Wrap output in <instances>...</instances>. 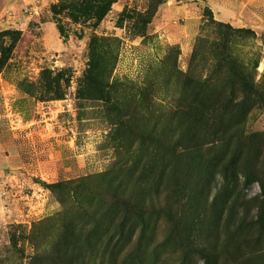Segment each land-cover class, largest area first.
Masks as SVG:
<instances>
[{
    "label": "rangeland",
    "instance_id": "374dc122",
    "mask_svg": "<svg viewBox=\"0 0 264 264\" xmlns=\"http://www.w3.org/2000/svg\"><path fill=\"white\" fill-rule=\"evenodd\" d=\"M73 1L0 0V264L62 261L68 228L80 264H264V106L197 162L144 106L221 55L264 94V0Z\"/></svg>",
    "mask_w": 264,
    "mask_h": 264
},
{
    "label": "trees",
    "instance_id": "16d2710c",
    "mask_svg": "<svg viewBox=\"0 0 264 264\" xmlns=\"http://www.w3.org/2000/svg\"><path fill=\"white\" fill-rule=\"evenodd\" d=\"M69 2V7L73 9L74 1L69 0ZM114 3L115 0H96L95 18L101 20ZM227 59H223V55L216 57L218 62H224L221 77L218 75V71L222 70L221 64L216 67V74L212 73L203 81L200 78L184 75L180 91L181 99L173 108L164 107L163 102L159 103L154 98L151 99L149 94L144 100L147 114L151 119L152 117L156 119L151 124L152 130L160 126L167 131L178 133L176 144L171 147L179 148V158L195 162L208 161L204 150L206 145L223 143L226 149H229L232 146L245 145L252 139L245 136L244 124L247 115L254 107L264 106V94L255 90L251 75L236 62ZM96 60L97 64L91 73L89 71L91 76L88 78H91L90 81L94 85H99L98 67L102 56L97 55ZM135 105L134 101L132 106ZM125 107L124 103L114 108L119 112ZM138 120L137 117L132 120L129 118L127 123L132 121L135 125ZM164 146L170 145L167 142ZM171 147H167L170 152L173 149ZM236 167L237 165L231 170L233 176L238 174ZM67 231L69 235L58 250L63 254V257L59 258L62 261L56 262L55 259L48 258V264H80V240L75 241V237L79 239L82 233L79 232L77 235L74 228H68Z\"/></svg>",
    "mask_w": 264,
    "mask_h": 264
},
{
    "label": "crops",
    "instance_id": "0c3cea01",
    "mask_svg": "<svg viewBox=\"0 0 264 264\" xmlns=\"http://www.w3.org/2000/svg\"><path fill=\"white\" fill-rule=\"evenodd\" d=\"M4 210H5L4 206L0 205V220L6 217V213Z\"/></svg>",
    "mask_w": 264,
    "mask_h": 264
}]
</instances>
